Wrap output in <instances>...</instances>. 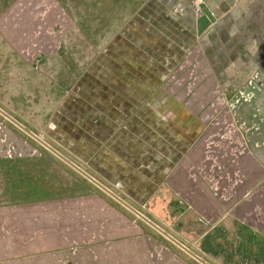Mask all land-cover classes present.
Masks as SVG:
<instances>
[{"label":"rangeland","instance_id":"obj_1","mask_svg":"<svg viewBox=\"0 0 264 264\" xmlns=\"http://www.w3.org/2000/svg\"><path fill=\"white\" fill-rule=\"evenodd\" d=\"M147 1L0 0V107L19 122L21 112L40 124L49 121L43 113L58 94L71 90L76 76L89 69L101 79L104 65L90 61L104 62L110 48L132 38L128 28L136 16L143 17ZM31 13L40 20V27L31 29L39 33L32 47L21 44L12 29L16 21H9ZM154 36V53L140 45L139 71L131 66L135 61H117L124 75L142 79L140 116L131 106L122 125L135 121V130L138 124L145 130L139 175H163L166 183L154 186L151 177L132 182L111 172L107 185L104 159L85 166L81 144L76 146L77 132L93 134L99 130L94 127L70 123L71 133L61 140L68 151L76 146L78 152L59 151L72 161L78 162L72 155L77 156L80 168L210 264L202 252L221 264H262L264 74L222 87L199 47ZM46 63L55 64L52 78L42 72ZM259 70L264 73V59ZM110 86L122 92L121 86ZM112 103L111 110L123 101ZM96 123L114 128L105 116ZM212 227L202 240L201 233ZM0 264L201 263L0 115Z\"/></svg>","mask_w":264,"mask_h":264},{"label":"crops","instance_id":"obj_2","mask_svg":"<svg viewBox=\"0 0 264 264\" xmlns=\"http://www.w3.org/2000/svg\"><path fill=\"white\" fill-rule=\"evenodd\" d=\"M202 2L214 16V21L200 35H197L195 20L200 11L198 14L194 13V4L199 5ZM141 13L143 17L136 16L128 28V34L132 38L120 41L110 48V56L104 62L90 61L92 62L90 66L95 65L100 68L104 65L101 79L93 78L89 69L79 77L76 76L71 90L63 95L58 94L55 105L48 109L47 114L43 113L45 117L51 116L50 120L43 124L32 119L30 114L25 115L22 112L20 114L21 124L39 135L48 144L50 142L58 146V148L54 147L58 151L60 147L67 153L78 152L76 146L81 144L83 158L87 162V164L84 163L85 166H88L89 161L95 158L104 159V181L107 185L110 184L109 179H113L109 176L111 172H115L116 178L131 179L132 182L138 178L150 182L149 177H151L155 180L154 186L159 182L166 183L163 175L157 176L144 171H142L144 175H139L136 170V166L138 167L141 161L146 159L141 156L142 133H145V130L139 124L138 129L135 130V121L126 127L122 123L125 121L123 118H128L126 113L131 106L134 108L136 117L140 116L142 79L138 75L132 77L124 75L120 69L121 63L117 62L120 60L127 65L122 59L127 62L135 61L131 66L139 71L142 64L144 65L140 45L143 44V47L149 49H143L146 54L154 53L155 49L157 50L155 33L170 37L182 44L199 47L215 80L222 87L244 84L252 73H254V79H260L264 74L261 70L258 71L264 59V0H148L140 10ZM141 23L146 25L145 30L141 27ZM130 42L137 44L136 51L132 50ZM42 72L52 78L56 74L55 64L46 65ZM101 85L104 87L101 88ZM110 85H116L118 88L121 86L122 92H114ZM124 86L127 87V91ZM80 90L83 91L78 94ZM34 101L37 103L39 100L34 99ZM113 101H123V103H118L111 110ZM104 116L114 123L111 131L105 130L104 124L96 123L97 119L103 120ZM70 123L79 129H85L84 126H87L99 130L93 131V134H89L86 130L77 132L80 136L73 148L74 151L71 148L70 152L61 140L63 133H71L67 127ZM177 141L181 142V139ZM72 156L78 162L69 159L76 165L83 164L77 156ZM109 165H115L118 168L113 170L105 168ZM153 189L157 190V187ZM112 192L119 194L113 189ZM261 200L263 201V198ZM104 212L107 213L106 207ZM213 228L202 231L201 239L203 240ZM170 234L173 236L172 233ZM197 251L200 252L198 248ZM201 254L213 264H221L205 253Z\"/></svg>","mask_w":264,"mask_h":264},{"label":"water","instance_id":"obj_3","mask_svg":"<svg viewBox=\"0 0 264 264\" xmlns=\"http://www.w3.org/2000/svg\"><path fill=\"white\" fill-rule=\"evenodd\" d=\"M200 14L197 16L195 20V29L197 35H200L209 25L211 22L214 21V16L209 11L208 7L205 3H200L198 5ZM0 115L7 119L9 122L17 126L19 129H21L23 132H25L28 136L33 138L36 142L44 146L47 150H49L51 153H53L55 156H57L59 159H61L63 162H65L67 165H69L71 168H73L75 171L80 173L82 176L87 178L90 182H92L95 186H97L99 189L107 193L109 196L117 200L120 204H122L125 208L133 212L135 215H137L139 218L144 220L147 224H149L152 228L157 230L160 234H162L165 238H167L169 241L174 243L176 246H178L180 249L185 251L188 255H190L192 258L197 260L201 264H210L208 261L203 259L198 253H195L190 247L179 241L177 238L173 237L168 231L161 228L158 224L151 221L146 215L138 211L136 208L131 206L129 203H127L125 200H123L121 197L116 195L114 192H112L108 187L103 185L101 182H99L96 178L85 172L82 168H80L78 165H76L74 162H72L68 157L63 155L60 151L52 147L50 144H48L43 138H41L39 135L33 133L31 130L26 128L23 124H21L17 119L12 117L9 113H7L3 108L0 107Z\"/></svg>","mask_w":264,"mask_h":264},{"label":"flooded vegetation","instance_id":"obj_4","mask_svg":"<svg viewBox=\"0 0 264 264\" xmlns=\"http://www.w3.org/2000/svg\"><path fill=\"white\" fill-rule=\"evenodd\" d=\"M26 2V0H25ZM32 14V13H31ZM21 19H9L10 22H15L14 27L12 28L14 33L18 34L19 33V37L18 39L20 40L21 44L24 45H31L34 46V44L32 43V38L34 36V38L39 34L36 33L34 31V35L32 34V27H40V20L38 18V13L36 15L32 14L31 16L27 15V14H21ZM23 27L27 28L28 31H26V33L23 31ZM31 31V32H30ZM37 40H41L40 38H37ZM47 64H51V63H46L45 66Z\"/></svg>","mask_w":264,"mask_h":264},{"label":"built area","instance_id":"obj_5","mask_svg":"<svg viewBox=\"0 0 264 264\" xmlns=\"http://www.w3.org/2000/svg\"><path fill=\"white\" fill-rule=\"evenodd\" d=\"M194 13L195 14H198L199 13V8H198V4L196 3L195 6H194ZM111 190V189H110Z\"/></svg>","mask_w":264,"mask_h":264},{"label":"trees","instance_id":"obj_6","mask_svg":"<svg viewBox=\"0 0 264 264\" xmlns=\"http://www.w3.org/2000/svg\"><path fill=\"white\" fill-rule=\"evenodd\" d=\"M262 264H264V261L262 262Z\"/></svg>","mask_w":264,"mask_h":264},{"label":"bare ground","instance_id":"obj_7","mask_svg":"<svg viewBox=\"0 0 264 264\" xmlns=\"http://www.w3.org/2000/svg\"><path fill=\"white\" fill-rule=\"evenodd\" d=\"M112 191V190H111Z\"/></svg>","mask_w":264,"mask_h":264}]
</instances>
